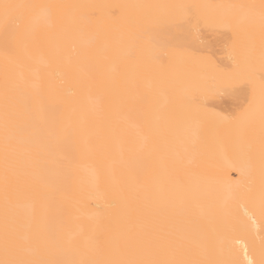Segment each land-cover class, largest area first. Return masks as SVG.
I'll list each match as a JSON object with an SVG mask.
<instances>
[{
    "label": "bare ground",
    "instance_id": "6f19581e",
    "mask_svg": "<svg viewBox=\"0 0 264 264\" xmlns=\"http://www.w3.org/2000/svg\"><path fill=\"white\" fill-rule=\"evenodd\" d=\"M4 3L44 6L7 48ZM262 3L0 0V260L7 224L48 264L257 261L258 213L232 225L264 191Z\"/></svg>",
    "mask_w": 264,
    "mask_h": 264
},
{
    "label": "snow or ice",
    "instance_id": "6c2138e0",
    "mask_svg": "<svg viewBox=\"0 0 264 264\" xmlns=\"http://www.w3.org/2000/svg\"><path fill=\"white\" fill-rule=\"evenodd\" d=\"M44 7L42 5H21V4H10L4 3L2 5L3 9V20H4V32H3V40L5 47L7 48L9 44H11L16 39V33L9 29V25L14 21L15 17L12 15V11L16 9L28 8V9H37ZM187 7V6H181ZM229 7H237V6H229ZM238 7H254V6H238ZM261 20L264 23V3L261 5ZM38 21V17L35 18ZM181 25L185 27V30L191 34L193 30L199 31L200 25L203 24L205 27L214 28L217 24V21L211 18H197L195 23H193V18L190 15H185L181 19ZM250 76L248 82H251V75H254L256 69L251 67L249 69ZM260 78L264 81V54L261 56L260 65H259ZM232 79H238V73L233 72L228 74ZM227 90V89H226ZM244 90L238 88H232V92L234 93V99L237 102L238 107L240 108V112L238 115H234L231 117L232 120L239 122L244 119L253 109L255 104V97H249L248 95H241ZM261 106V119L264 121V94H262L260 99ZM224 119H229L228 117H224ZM257 213L262 223H264V191H262L258 206L253 202L252 208H238L236 210V216L234 218V222L232 227L235 228L239 225L241 228L247 226L249 222L255 224ZM227 226V225H226ZM12 248L14 251V255L12 258H7L9 253V248ZM260 258L257 261L251 262V264H264V237L261 238L260 241ZM4 251L6 258L4 260H0V264H48V262L28 258L24 254V246L23 244L14 239L7 228V224L5 225V233H4ZM121 264H199V262H186V261H170V260H129L125 262H121ZM235 264V262H233Z\"/></svg>",
    "mask_w": 264,
    "mask_h": 264
}]
</instances>
